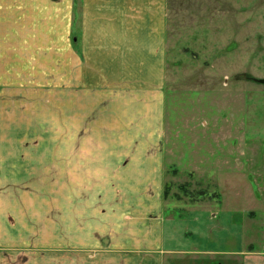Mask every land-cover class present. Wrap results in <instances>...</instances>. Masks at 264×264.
<instances>
[{
    "label": "rangeland",
    "instance_id": "374dc122",
    "mask_svg": "<svg viewBox=\"0 0 264 264\" xmlns=\"http://www.w3.org/2000/svg\"><path fill=\"white\" fill-rule=\"evenodd\" d=\"M75 21L0 13V264H125L166 219L197 249L162 264H255L264 0H166L164 109L145 119L78 92Z\"/></svg>",
    "mask_w": 264,
    "mask_h": 264
},
{
    "label": "crops",
    "instance_id": "0c3cea01",
    "mask_svg": "<svg viewBox=\"0 0 264 264\" xmlns=\"http://www.w3.org/2000/svg\"><path fill=\"white\" fill-rule=\"evenodd\" d=\"M31 12L76 15L75 23H69L67 31L76 32L72 42L75 47L72 61L76 64L72 70L81 88L79 93L93 95L94 99L98 95L102 111L112 107L105 102L117 101L120 104L116 108L126 109L128 118L136 120L134 109L139 114L142 111L143 119L150 115L158 117L165 103L166 0H0V13ZM160 120L156 123L163 126ZM166 220L163 226L156 224L152 235H142L146 239L141 247L151 251H134L137 255L119 252V255L114 250L119 255L115 257L125 264H135L134 256L138 264H162L164 254L196 253V241L190 242L184 237L185 229L178 231L173 221ZM251 256L255 264H264V252Z\"/></svg>",
    "mask_w": 264,
    "mask_h": 264
},
{
    "label": "water",
    "instance_id": "95a60500",
    "mask_svg": "<svg viewBox=\"0 0 264 264\" xmlns=\"http://www.w3.org/2000/svg\"><path fill=\"white\" fill-rule=\"evenodd\" d=\"M261 83H264V80H261Z\"/></svg>",
    "mask_w": 264,
    "mask_h": 264
}]
</instances>
